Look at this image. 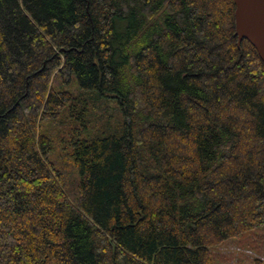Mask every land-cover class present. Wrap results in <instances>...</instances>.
Wrapping results in <instances>:
<instances>
[{"label": "trees", "instance_id": "16d2710c", "mask_svg": "<svg viewBox=\"0 0 264 264\" xmlns=\"http://www.w3.org/2000/svg\"><path fill=\"white\" fill-rule=\"evenodd\" d=\"M262 226L233 0H0V264H213Z\"/></svg>", "mask_w": 264, "mask_h": 264}, {"label": "rangeland", "instance_id": "374dc122", "mask_svg": "<svg viewBox=\"0 0 264 264\" xmlns=\"http://www.w3.org/2000/svg\"><path fill=\"white\" fill-rule=\"evenodd\" d=\"M213 264H264V226L248 230L238 237L210 248Z\"/></svg>", "mask_w": 264, "mask_h": 264}, {"label": "water", "instance_id": "95a60500", "mask_svg": "<svg viewBox=\"0 0 264 264\" xmlns=\"http://www.w3.org/2000/svg\"><path fill=\"white\" fill-rule=\"evenodd\" d=\"M233 4L237 46L248 41L264 65V0H233Z\"/></svg>", "mask_w": 264, "mask_h": 264}]
</instances>
